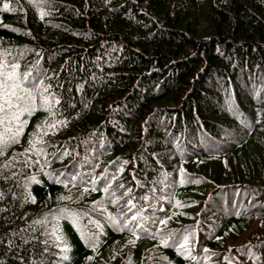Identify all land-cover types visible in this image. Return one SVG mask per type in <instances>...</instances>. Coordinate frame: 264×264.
I'll return each mask as SVG.
<instances>
[{"label": "trees", "instance_id": "trees-1", "mask_svg": "<svg viewBox=\"0 0 264 264\" xmlns=\"http://www.w3.org/2000/svg\"><path fill=\"white\" fill-rule=\"evenodd\" d=\"M13 61L60 103L0 156V264H264V0H0Z\"/></svg>", "mask_w": 264, "mask_h": 264}, {"label": "snow or ice", "instance_id": "snow-or-ice-1", "mask_svg": "<svg viewBox=\"0 0 264 264\" xmlns=\"http://www.w3.org/2000/svg\"><path fill=\"white\" fill-rule=\"evenodd\" d=\"M49 2L50 0H34L37 7ZM3 8L7 11L9 10V5L5 3ZM44 14L45 13L41 12V17H43ZM18 67L19 65L15 61L11 63H0V156H3L10 147L20 142V138L24 134V130L28 122L26 119H22V117L26 115L31 116L37 111L38 107L45 108L49 112L55 114L58 109H55L54 106L60 103V101L56 99L55 95L50 93L51 85H44L42 77H33L32 73H18L16 71ZM7 69H11V71H8ZM26 81L28 82L27 85L25 83ZM37 85H43V87L40 88L37 87ZM38 98L40 99L39 105H37ZM66 123V121H53L51 123L46 121L45 126L48 130H55L58 125L66 126ZM48 134V131H44L43 129L40 132L34 133L33 139L29 142L30 147L26 150V152L34 151L36 153H44L45 150L38 145L48 143V141L43 139V137ZM66 154L67 153H62V155ZM27 162L28 161H25V163ZM9 167L10 165L5 164L3 169H7ZM3 169H0V174H2ZM65 186H67V184H65ZM110 187L111 185L108 184L103 188V190L108 192ZM119 187L123 188L124 185H119ZM130 193L131 189L127 188L125 193L122 195ZM113 195H115V192H113ZM0 198H3L2 192H0ZM142 199H147V197H142ZM126 203L130 204L131 202L126 201ZM131 206L135 207V205ZM109 218L113 220L115 219L114 217ZM137 219V215H133L131 217V221H136ZM161 222L166 223V221ZM124 227H127V225H124ZM57 239H61V237H57ZM130 243L135 242L132 241ZM162 243L165 247H175L182 255L185 253L189 255L191 254V249L188 247L189 236L184 233L172 238L171 244L168 239L163 238ZM65 251H67V249H65ZM205 251L207 250L205 249ZM194 258L195 257H193V259ZM64 259H68L67 255L64 256Z\"/></svg>", "mask_w": 264, "mask_h": 264}]
</instances>
